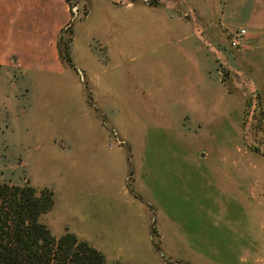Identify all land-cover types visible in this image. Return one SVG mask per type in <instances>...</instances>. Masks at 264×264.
I'll list each match as a JSON object with an SVG mask.
<instances>
[{
	"label": "rangeland",
	"instance_id": "rangeland-1",
	"mask_svg": "<svg viewBox=\"0 0 264 264\" xmlns=\"http://www.w3.org/2000/svg\"><path fill=\"white\" fill-rule=\"evenodd\" d=\"M72 1L61 48L73 31L75 66L0 67V182L54 204L70 193L63 215L100 226L67 231L105 264H264V114L249 75L205 43L194 0ZM112 155L124 191L106 199ZM51 209L41 219L57 235Z\"/></svg>",
	"mask_w": 264,
	"mask_h": 264
},
{
	"label": "crops",
	"instance_id": "crops-1",
	"mask_svg": "<svg viewBox=\"0 0 264 264\" xmlns=\"http://www.w3.org/2000/svg\"><path fill=\"white\" fill-rule=\"evenodd\" d=\"M79 2L89 4L88 0ZM194 3L200 17L193 23L198 33L206 35L204 41L215 48L218 59L227 57L230 63L234 64L235 72L249 75L248 87L264 114V0H194ZM208 8L215 13V22L213 18L210 19L211 23L207 21ZM71 11L72 7L70 9V4L66 0H0V67L63 74L67 66L61 58L58 40L61 31L73 21ZM222 22L225 23L224 26ZM232 25L235 27L232 28ZM225 29L231 34L239 29L246 30L241 37L240 45H231V37L225 33ZM224 36L229 39L227 45L223 41ZM95 83L92 89H103L100 83ZM100 94L102 97L105 96L102 91ZM106 102V99H102L100 103L107 105ZM88 111L87 119L92 122V113L90 109ZM183 113L184 117L189 112L185 109ZM217 116L218 113L210 120H215ZM114 157L112 155L108 158L107 167L110 176L119 185L111 188V194L106 195V199H112L115 191H118L117 193L124 191L123 169L114 168L116 161ZM65 193L68 194L69 189ZM116 198L115 194L114 199ZM70 201L73 203L70 193L65 196L63 202L55 197V204L51 210H54L56 223L60 225L57 233L55 232L58 236L67 230L73 229V232L79 233L81 228L88 227V222L79 215H63L64 212L68 213ZM139 213L140 211L136 209L134 215L137 217ZM99 226L95 216L88 228L93 230ZM98 233L101 232L98 230ZM92 245L102 250L97 242L93 241Z\"/></svg>",
	"mask_w": 264,
	"mask_h": 264
},
{
	"label": "trees",
	"instance_id": "trees-1",
	"mask_svg": "<svg viewBox=\"0 0 264 264\" xmlns=\"http://www.w3.org/2000/svg\"><path fill=\"white\" fill-rule=\"evenodd\" d=\"M72 5V0H66ZM59 36L61 58L73 65L69 53L72 33L65 52L61 48L65 31ZM54 195L41 192L30 185L0 182V264H105V254L66 231L57 236L52 233L42 215L54 205Z\"/></svg>",
	"mask_w": 264,
	"mask_h": 264
},
{
	"label": "built area",
	"instance_id": "built-area-1",
	"mask_svg": "<svg viewBox=\"0 0 264 264\" xmlns=\"http://www.w3.org/2000/svg\"><path fill=\"white\" fill-rule=\"evenodd\" d=\"M245 33H246L245 29H239L236 32L232 33L230 35V37H231V45L232 46L240 45L241 37H243Z\"/></svg>",
	"mask_w": 264,
	"mask_h": 264
},
{
	"label": "water",
	"instance_id": "water-1",
	"mask_svg": "<svg viewBox=\"0 0 264 264\" xmlns=\"http://www.w3.org/2000/svg\"><path fill=\"white\" fill-rule=\"evenodd\" d=\"M77 10V7H74V11H76Z\"/></svg>",
	"mask_w": 264,
	"mask_h": 264
}]
</instances>
